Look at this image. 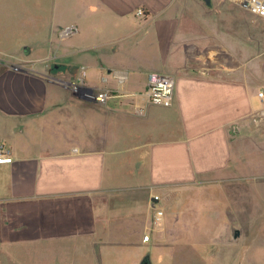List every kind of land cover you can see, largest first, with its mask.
<instances>
[{
    "label": "crops",
    "instance_id": "0c3cea01",
    "mask_svg": "<svg viewBox=\"0 0 264 264\" xmlns=\"http://www.w3.org/2000/svg\"><path fill=\"white\" fill-rule=\"evenodd\" d=\"M218 1L209 7L202 0H19L16 6L26 10L18 13L0 0V29L28 19L36 31L12 50L0 45V58L33 68L0 71V148L12 158L0 163V207L19 214L38 200L87 195L84 227L69 230L76 232L70 239L81 231L87 253L95 255L121 246L152 251L140 248L151 240L149 234L142 240L146 228L138 231L133 218L122 219L120 201L109 194L146 190L144 209L153 227L162 221L165 228L153 236L168 237V229L182 223L181 195L201 194L200 188L250 172L239 146L247 143L249 150L264 142V106L257 96L264 83L229 69L235 36L223 28L235 16L253 15L228 0L221 1L233 8L213 9ZM70 26L78 29L72 38L53 36V29ZM81 35L86 46L76 43ZM77 52L84 61L73 60ZM75 64L88 87L111 92L105 104L48 81L77 80L82 70ZM153 72L174 77L171 105L144 98ZM139 199L134 194L130 200ZM157 209L164 216L155 224ZM130 231H138L133 239ZM53 236L43 238L61 237Z\"/></svg>",
    "mask_w": 264,
    "mask_h": 264
},
{
    "label": "rangeland",
    "instance_id": "374dc122",
    "mask_svg": "<svg viewBox=\"0 0 264 264\" xmlns=\"http://www.w3.org/2000/svg\"><path fill=\"white\" fill-rule=\"evenodd\" d=\"M2 1L4 8L9 7L18 13L26 10L25 6H16L19 0ZM213 6V9L231 7L221 0ZM12 18L9 17L11 22ZM232 20L231 24L225 22L223 28L225 31L229 28V32L235 36L236 57L228 63L229 69L235 70L242 78L264 83V24L250 15L248 18L235 16ZM12 24V28L0 29V45L7 46V50H12L21 40L36 32L35 26L28 19ZM61 31L53 29V36L61 40L73 37L62 38ZM75 39L78 45H87L82 35ZM83 58V52L73 56V60L80 62L84 61ZM26 64L15 62L10 57L0 58V71L7 68L15 71L33 70ZM74 67L78 73L83 70L80 64ZM246 144H240L239 148L249 157L248 162L252 164L250 172L245 175L236 172L206 191L200 188L201 194L181 195L184 198L180 202L183 204L180 208L182 223L177 230L169 228L171 235L168 237L153 236V231L159 226L160 229L165 228L162 221L161 225L157 223L153 227L149 210H145L143 205V195H148L146 190L134 193L124 189L118 195L109 194L120 201L124 216L122 219L133 218L138 231L146 228L142 240L145 242L147 234L151 235V240L140 248L152 251H130L121 246L119 251L111 254L87 253V235L80 231V235L73 240L69 237H74L72 234L76 232L68 234L69 230L73 232L78 225L84 227V202L87 195L62 196L29 203L21 207L19 214H11L7 207H0V264H94L96 261L102 264H140L146 254L150 255L151 264H264V142L251 143L249 150H246ZM134 194H138L140 199L131 203ZM153 198V195H149L148 201L159 205L160 202H155ZM116 204L119 206V203ZM176 209L174 207L172 212ZM172 212L169 210V218ZM165 216L168 218L167 212ZM172 216L176 217L175 214ZM232 225L242 230L237 243L229 241ZM136 232L130 231L126 235L133 239ZM46 235L61 237L56 240L43 238ZM161 246L169 250L162 251Z\"/></svg>",
    "mask_w": 264,
    "mask_h": 264
},
{
    "label": "built area",
    "instance_id": "2783aa9c",
    "mask_svg": "<svg viewBox=\"0 0 264 264\" xmlns=\"http://www.w3.org/2000/svg\"><path fill=\"white\" fill-rule=\"evenodd\" d=\"M234 3L241 9L247 11L253 15L256 19L260 20L264 24V0H228ZM139 14H143L140 10ZM77 32L76 26H70L61 31V37H69ZM48 81L58 83L63 87L69 89L77 97L97 103L105 104L111 96L109 90H97L90 88L85 83V72L82 70V75L78 80H61L54 76H47ZM175 79L171 75L153 72L148 77L146 89L144 91V98L151 104L160 106H169L173 102L175 92ZM257 96L264 106V88H261L257 92ZM264 116V110L262 114ZM12 158L9 152L3 147L0 148V163H11ZM156 200V198H155ZM164 212L161 209H157L154 218V223L157 224L163 218ZM144 241H149V236L144 237Z\"/></svg>",
    "mask_w": 264,
    "mask_h": 264
},
{
    "label": "water",
    "instance_id": "95a60500",
    "mask_svg": "<svg viewBox=\"0 0 264 264\" xmlns=\"http://www.w3.org/2000/svg\"><path fill=\"white\" fill-rule=\"evenodd\" d=\"M205 5L211 7L212 3L211 0H202ZM242 235V230L235 226L232 225L230 226V231H229V241L232 243H237ZM140 264H151V258L149 254H146L140 261Z\"/></svg>",
    "mask_w": 264,
    "mask_h": 264
},
{
    "label": "flooded vegetation",
    "instance_id": "af4514ba",
    "mask_svg": "<svg viewBox=\"0 0 264 264\" xmlns=\"http://www.w3.org/2000/svg\"><path fill=\"white\" fill-rule=\"evenodd\" d=\"M51 68L53 69V71L59 72V66L57 63L56 64L54 63Z\"/></svg>",
    "mask_w": 264,
    "mask_h": 264
}]
</instances>
